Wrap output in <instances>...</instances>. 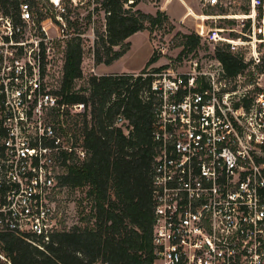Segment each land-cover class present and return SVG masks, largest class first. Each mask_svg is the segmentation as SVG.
Masks as SVG:
<instances>
[{
    "label": "built area",
    "instance_id": "built-area-1",
    "mask_svg": "<svg viewBox=\"0 0 264 264\" xmlns=\"http://www.w3.org/2000/svg\"><path fill=\"white\" fill-rule=\"evenodd\" d=\"M66 1L24 0L0 13V233L41 249L74 228L62 176L89 154L85 103L59 93L58 44L83 36L70 32ZM249 37L248 57L232 50L246 63L238 73L195 53L183 69L150 70L154 264H264V25ZM116 125L132 129L123 116Z\"/></svg>",
    "mask_w": 264,
    "mask_h": 264
},
{
    "label": "trees",
    "instance_id": "trees-1",
    "mask_svg": "<svg viewBox=\"0 0 264 264\" xmlns=\"http://www.w3.org/2000/svg\"><path fill=\"white\" fill-rule=\"evenodd\" d=\"M21 1L0 0V13H16ZM137 5L138 0H101L106 33L96 41V64H112L130 49V36L170 22L163 11L154 15ZM244 11L251 13L250 7ZM255 16L264 25V0H258ZM183 37L185 47L195 48L200 42L195 33ZM67 42L59 93L66 101L85 103L82 129L89 154L67 170L62 182L72 188L88 186L92 201L88 221L94 219V223L56 233L45 249L14 233H0L1 250L11 264H154L152 172L157 100L151 91L155 77L150 70L159 72L167 65L153 66L160 58L154 50L139 73L91 75L84 89L88 94L79 93L74 86L83 76L82 40L76 35ZM230 47H219L216 55L228 73L235 74L246 63ZM145 91L146 100L142 97ZM120 116L132 126L128 134L116 125ZM0 264L9 262L0 260Z\"/></svg>",
    "mask_w": 264,
    "mask_h": 264
},
{
    "label": "rangeland",
    "instance_id": "rangeland-1",
    "mask_svg": "<svg viewBox=\"0 0 264 264\" xmlns=\"http://www.w3.org/2000/svg\"><path fill=\"white\" fill-rule=\"evenodd\" d=\"M66 3L72 8L70 17L74 20L71 21L77 23V26L71 25L70 32L83 34L82 37L80 36L84 51L83 76L75 81L74 87L79 93L88 94L84 90L87 87L88 78L91 75L101 74L97 68L99 64L95 63L94 53L99 46L97 43L100 40L99 36L106 33L105 13L101 6V0H77L78 4L73 3L72 6L68 0ZM257 3L258 0H255L254 7L253 0H218L217 2L210 0H138L136 8L154 15L158 10L163 11L170 21H165L151 30H144L149 35L154 50L160 57L153 66L167 65V68L177 71L185 68L195 54L197 56H214L219 47L228 44L232 46L231 50L234 49L235 52L248 57L249 45L246 42L250 39L249 35H253L254 30L257 36L263 35V22L256 16L250 15L256 9ZM42 4L47 6L49 2L48 0H39L38 8ZM245 7H250V14L244 11ZM191 33L200 37V42L195 48L184 46L183 35ZM70 38L58 44L61 52L65 53L67 41ZM230 40L238 41L236 42L238 44L235 45ZM132 41L131 57L139 55L143 51L148 39L146 34L136 33L132 36ZM87 191L88 186L82 185L72 188L71 191L67 190L65 193L73 205L74 228H84L88 225L92 226L94 223V219L91 222L88 221L92 201L87 196ZM1 255L4 254L0 247V260H5Z\"/></svg>",
    "mask_w": 264,
    "mask_h": 264
},
{
    "label": "crops",
    "instance_id": "crops-1",
    "mask_svg": "<svg viewBox=\"0 0 264 264\" xmlns=\"http://www.w3.org/2000/svg\"><path fill=\"white\" fill-rule=\"evenodd\" d=\"M137 33L146 34V38L148 39L147 45L144 46L143 51H141L139 55H135L131 57V51L133 49V41H132L133 35L130 36L127 40L128 42H130V49L121 58L114 61L110 65H106L103 63L99 64L97 68L101 71L100 75L139 73L145 67L146 63L154 53V45L147 32L140 31Z\"/></svg>",
    "mask_w": 264,
    "mask_h": 264
}]
</instances>
